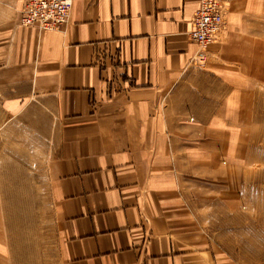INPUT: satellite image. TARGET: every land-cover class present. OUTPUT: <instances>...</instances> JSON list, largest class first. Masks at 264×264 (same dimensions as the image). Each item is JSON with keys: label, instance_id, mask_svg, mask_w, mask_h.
Masks as SVG:
<instances>
[{"label": "crops", "instance_id": "obj_1", "mask_svg": "<svg viewBox=\"0 0 264 264\" xmlns=\"http://www.w3.org/2000/svg\"><path fill=\"white\" fill-rule=\"evenodd\" d=\"M218 1L198 66L200 0H73L47 33L0 0V212L39 181L55 264H239L234 238L262 236L264 206L217 183L264 160V0Z\"/></svg>", "mask_w": 264, "mask_h": 264}, {"label": "rangeland", "instance_id": "obj_2", "mask_svg": "<svg viewBox=\"0 0 264 264\" xmlns=\"http://www.w3.org/2000/svg\"><path fill=\"white\" fill-rule=\"evenodd\" d=\"M259 103L264 107V99ZM260 132L256 131L254 136L259 138L257 149L264 153V132ZM230 172L228 176L234 175V180H229L230 182L227 183V176L222 175L217 183L218 191H233L236 205L243 212L255 205L264 206V160L260 163L249 164L244 169ZM31 174L33 173L29 172L27 168L26 175L30 176ZM38 186L39 181L33 178L27 179L25 191L15 193L10 191V202H15L9 207L10 213L0 212V241L2 237L5 238L2 226H5V223H9L11 227L15 226L10 231L12 242L15 241L13 243L16 248L15 257L20 262L15 264H55L52 258L53 246L47 206L44 198L35 196V188L37 189ZM243 191L250 192L251 199L249 201L243 198ZM260 228L259 233L262 236L250 237L249 240L241 235L234 238V246L239 257L242 253L244 258H247V260L239 258V264H264V219L260 221ZM2 261L3 264H7L6 259L2 258ZM10 264H14L12 259Z\"/></svg>", "mask_w": 264, "mask_h": 264}, {"label": "built area", "instance_id": "obj_3", "mask_svg": "<svg viewBox=\"0 0 264 264\" xmlns=\"http://www.w3.org/2000/svg\"><path fill=\"white\" fill-rule=\"evenodd\" d=\"M219 4L217 0H200L198 10L192 20L190 35L192 40H195L203 48L201 51L214 42L223 25ZM68 7L69 3L66 0H26L22 23L36 25L41 31H53L66 23ZM195 56L191 59L192 63L205 62L206 60L203 52Z\"/></svg>", "mask_w": 264, "mask_h": 264}, {"label": "bare ground", "instance_id": "obj_4", "mask_svg": "<svg viewBox=\"0 0 264 264\" xmlns=\"http://www.w3.org/2000/svg\"><path fill=\"white\" fill-rule=\"evenodd\" d=\"M68 3H69V7H68V10H67V13H66V19H65V21H66V23L65 24H63L61 27L59 26V27H57V28H55V30H53V31H41V30H39L37 27L38 26H36V25H24L23 23H22V16H23V10H24V7H25V4H26V0H24V6H23V9H22V11H21V18H20V21H19V24L21 25V26H23V27H25V28H34V29H36L37 31H39V32H41V33H47V32H57V31H62V29L66 26V24L68 23V21H69V17H70V13H71V9H72V2H73V0H66ZM218 1V0H217ZM219 2V1H218ZM220 3V2H219ZM220 5V7H221V12H222V17H223V7H222V5H221V3L219 4ZM197 12V11H196ZM196 14V13H195ZM195 16V15H194ZM194 18V17H193ZM223 25H224V18H223ZM223 25H222V27H223ZM221 27V28H222ZM221 28H220V30H221ZM220 30H219V32H220ZM218 32V33H219ZM218 33H217V35H218ZM217 35H216V37H217ZM216 41V39L214 40V42ZM194 42L196 43V41L194 40ZM213 42V43H214ZM212 43V44H213ZM211 44V45H212ZM196 45H197V48H198V50H197V53H196V56L199 54V53H201V52H203L204 53V55H205V57H206V51H207V49H208V47H206L205 48V50L204 51H201L203 48L199 45V44H197L196 43ZM195 56V57H196ZM205 62H206V60H205ZM205 62H198V61H196L195 63L196 64H198V66H203L204 64H205Z\"/></svg>", "mask_w": 264, "mask_h": 264}]
</instances>
